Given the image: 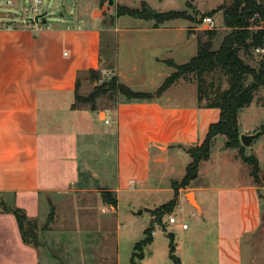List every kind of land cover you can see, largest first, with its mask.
<instances>
[{
	"label": "crops",
	"instance_id": "obj_1",
	"mask_svg": "<svg viewBox=\"0 0 264 264\" xmlns=\"http://www.w3.org/2000/svg\"><path fill=\"white\" fill-rule=\"evenodd\" d=\"M11 6L0 8V13H8L0 15V201L8 207L0 205V264H65L61 249L68 254L67 264L119 261L124 234L138 226L145 233L154 219L150 210L174 197L173 182L183 179L192 161L188 150L203 142L210 125L219 120L220 109L199 104L197 85L185 80L152 99L130 100L119 94L103 96L111 100L104 107L76 105L81 83L92 71L97 77L102 73L117 76L120 82L132 85L138 67L129 58H121L113 70L103 60L102 30L110 27L107 23L83 20L75 25L62 19L50 23L45 12L47 23L43 24L35 19L41 15L36 11L31 20H21L16 12L19 0H12ZM125 30L136 34L150 30L156 37L167 29L156 25ZM143 35L140 42L150 46ZM152 42L154 47L164 44ZM155 55L162 63L176 62L172 56ZM165 65L168 70L160 73L163 78L174 70ZM239 124L241 134L256 132L255 126L242 129L240 117ZM210 158L201 162L198 177L179 190L172 214L178 211L184 194L191 205L188 197L193 195L199 215L208 211L198 194L207 204L215 199L217 264H246L242 239L262 225L264 184L253 181L250 169L241 181L238 167L233 184H205L199 178ZM257 158L262 165L264 158ZM236 159L239 162L238 154ZM102 191L113 192L117 205L104 201ZM123 196L131 205L142 207V212L132 211L124 217ZM52 206L53 222L44 229ZM15 208L37 221L38 246L23 241ZM145 210L147 226L145 218L137 217ZM166 223L158 228L166 229ZM182 223L188 222L183 218ZM179 228L185 234L186 247L175 245L181 264H200L197 248L191 245L198 231H191L190 223L187 229L182 224ZM170 233L175 239V233ZM137 239L130 240L131 247ZM170 242L163 243L169 257Z\"/></svg>",
	"mask_w": 264,
	"mask_h": 264
},
{
	"label": "rangeland",
	"instance_id": "obj_2",
	"mask_svg": "<svg viewBox=\"0 0 264 264\" xmlns=\"http://www.w3.org/2000/svg\"><path fill=\"white\" fill-rule=\"evenodd\" d=\"M19 1L20 10H16L19 18H24H20L21 20H26V18H30L31 20L34 18L36 15L34 2L32 0ZM144 2L148 4L152 11H154L153 18L145 19L127 14L121 16L117 15V5L119 4L141 9ZM231 2L232 0H114V5L112 6L109 4V0H43L40 13L41 15H44L45 12H48L47 15L50 23L62 19L66 22L74 23L75 25L83 20L89 21L90 24H92L91 22L96 21L97 23L100 22V24L107 23L110 25V27L102 30L103 38L101 55L103 56V60L114 70L115 68L113 67V64L116 66V63L119 62L121 58H129V63L132 61L131 65L135 64V66L138 67V72L132 85H128L136 91L155 92L166 78H163L160 73L168 70L165 65L166 62L162 63L157 61L155 54L158 52L159 56L164 55L165 58L166 56H172V58L180 64L188 62L198 52V36H201L205 40L208 37V34L206 33L207 30H213L204 24L203 18L205 16H212L215 21L214 29L217 31V36L214 38V49H218L224 36L230 32V28H227L224 22V7L228 6ZM10 6H7V8H13ZM171 10L187 11L190 18H177L162 22L158 21V16L156 14ZM4 14L8 16L7 12L0 13V15ZM12 14L10 13L9 16H13ZM156 25H160L167 30H161L156 37L154 36L155 32L150 30L139 32L137 34L136 32L125 30V28L130 27L137 29L154 27ZM143 33L146 34L145 36L151 41L150 46H146L145 43L140 42L141 37L144 36ZM154 40H157L159 43L164 42V44H162L163 46L154 47L152 42ZM178 42L180 43L178 44ZM254 55L255 56H251L245 60L252 66L259 68L261 57L256 53ZM112 69L110 73H112ZM111 77L112 76L103 73L100 77L88 74L85 78L86 80L81 83L78 93L83 96H88L94 91L96 86L109 81ZM121 81L124 82L122 79ZM250 81L251 77L248 82ZM187 82L195 83L192 81ZM227 86V81H224L222 88H226ZM109 104H111V100L106 97L99 98L95 104L78 103L79 106L90 108L104 107ZM263 104L264 88H260L256 92L254 102L250 106H247L248 108L245 107L246 109H243L239 114L242 129L255 126V131H257L262 125H264ZM224 141L228 142V139L225 138L224 135L217 136L212 147L211 158L202 168V173L199 178L201 182L205 184L212 182L215 184L229 185L233 184L236 179V167L239 168V179L241 181L245 180L246 171L249 169L251 170V166L243 162L241 158L239 159V162L237 161L236 156L239 149L233 147L227 148ZM245 153L246 155H254L260 159L264 158V133L255 139L252 146L245 148ZM263 164L264 162H262V170L260 172L261 185L264 184ZM253 181L256 183L255 179H253ZM261 192L264 194V188ZM209 195L211 194L209 193ZM188 198L192 205L184 194L182 202L178 205V211L175 214L178 218L177 223L170 224L166 220L168 215L172 214L175 209L164 216L163 223L166 221L168 227L166 229H159L156 227L158 231L157 235L154 236V242L152 241L143 247V257L141 259L136 258V264H175L174 261L170 259L168 253H164L163 243L167 242L169 244L170 239L168 234L174 232V243L176 247L178 248V243H180V246L184 249L186 248L183 245L185 242V234L182 228H179L182 224L183 218L191 224V231H198L195 242H192L191 244L193 245L192 249L197 248V262H200V264H217L218 231L216 226V200L211 196L212 200L209 202L210 204H207L206 201H202V195L198 194V199L204 210L208 211L207 215H199V210L194 207L197 206V204L194 201L193 195L189 194ZM165 200L167 201L168 199ZM129 201L130 200L125 198V196L121 199V210L124 217L129 215V213H132V211L138 213L142 209V207H139L134 203L131 205ZM159 205L160 203H157V206ZM182 207L184 210L179 211ZM261 213L263 220L260 228L254 234L246 235L242 239V251L246 264H252L250 259H255L253 264H264V204L261 205ZM137 217L139 219L145 218V226L148 225L149 220L147 210ZM153 218L155 219V216H153ZM131 222L133 223L132 220ZM123 223L126 227L130 226V222L127 220H123ZM139 227L140 226L136 227L132 233H129L126 236L124 234L120 248V259L119 261H113L111 264H132L131 260L134 252H139L135 249V245L140 242V238L146 236L143 231H140ZM203 237L206 242L202 240ZM132 238H139L137 239L139 241L135 242L134 247L130 246V240ZM203 246H205V248H203ZM199 247L200 249H198ZM61 252L64 256V263L67 264L66 258L68 257V254L65 251H62V249ZM176 255L180 258L178 253Z\"/></svg>",
	"mask_w": 264,
	"mask_h": 264
},
{
	"label": "trees",
	"instance_id": "obj_3",
	"mask_svg": "<svg viewBox=\"0 0 264 264\" xmlns=\"http://www.w3.org/2000/svg\"><path fill=\"white\" fill-rule=\"evenodd\" d=\"M124 14L145 19L154 17V11L145 2L141 9L117 5V15ZM256 14L258 16L255 17ZM254 17L255 19L251 21ZM177 18L189 19L190 15L187 11L171 10L161 12L158 21ZM224 22L225 26L230 28V32L224 36L220 47L214 49V38L217 36L215 29L207 30L208 37L205 40L198 36L199 49L197 54L183 64L167 60L166 63L174 70L155 92L133 90L127 84L120 82L117 76H113L109 81L96 86L88 96L80 95L78 92L76 94V105L78 103L95 104L103 96L119 94L130 100L152 99L161 96L176 82L187 80L196 83L199 104L208 108L220 109L219 120L210 125L203 142L188 150L192 161L188 164L183 179L173 182L174 197L169 202L150 210L155 219L145 230L146 237L135 245V249L139 252H134L132 264H136V258L141 259L143 257V247L153 241L155 225L160 224L164 227V216L176 207L179 190L188 187L198 177L200 164L210 158L215 138L218 135L227 137V148L239 149L238 156L243 162L251 166V175L256 184L261 185L262 165L256 156L246 155V147L240 140L239 113L243 108L250 106L254 102L256 92L260 88H264V52H257V49L264 50V0L260 2L258 0H232L228 6L224 7ZM255 53L261 57L259 68L252 66L245 60L255 56ZM92 72L96 77L95 71ZM250 77L251 81L248 82ZM224 81L228 83L226 88H222ZM91 108L94 109L95 107ZM259 130L264 133V125ZM102 197L104 201L115 206L118 203L116 195L111 191H102ZM13 212L16 215L23 241L38 246L40 242L37 221L30 219L21 208H15ZM54 215L55 209L52 206L44 229L49 228ZM168 237L171 241L170 258L175 264H181L180 258L176 255L174 235L169 233Z\"/></svg>",
	"mask_w": 264,
	"mask_h": 264
},
{
	"label": "built area",
	"instance_id": "obj_4",
	"mask_svg": "<svg viewBox=\"0 0 264 264\" xmlns=\"http://www.w3.org/2000/svg\"><path fill=\"white\" fill-rule=\"evenodd\" d=\"M261 0H258V2H260ZM35 2V11L37 13H40L41 11V4H42V0H34ZM12 4V0H0V8L11 5ZM258 16V14L255 15V17ZM255 17L253 19H251V21H253L255 19ZM203 22L204 24H206L208 26V28L210 29H214L215 28V21L213 19L212 16H205L203 18ZM257 52H264L263 49H257ZM167 222L170 224H175L178 222V218L176 217L175 214H169L167 217ZM160 226V224H156L155 227ZM182 227L184 229H187L188 227V223H182ZM156 229L154 230L153 234L155 233Z\"/></svg>",
	"mask_w": 264,
	"mask_h": 264
},
{
	"label": "water",
	"instance_id": "obj_5",
	"mask_svg": "<svg viewBox=\"0 0 264 264\" xmlns=\"http://www.w3.org/2000/svg\"><path fill=\"white\" fill-rule=\"evenodd\" d=\"M109 4L110 5H114V0H109ZM159 18L160 14H156ZM37 21L43 23V24H46L47 23V18H46V15H38L36 18H35ZM262 134V131L261 130H258L256 131L255 133H251V134H246V133H242L240 135V140H241V143L245 146V147H250L253 143V141L258 138L260 135ZM263 167H264V164H263ZM0 205H2L4 207V209H7V205L6 203L1 200L0 201ZM142 212V211H140Z\"/></svg>",
	"mask_w": 264,
	"mask_h": 264
}]
</instances>
